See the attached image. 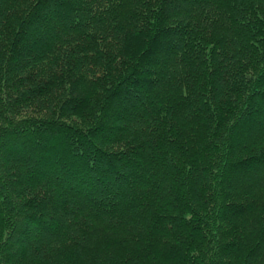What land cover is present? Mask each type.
<instances>
[{"label": "trees", "instance_id": "obj_1", "mask_svg": "<svg viewBox=\"0 0 264 264\" xmlns=\"http://www.w3.org/2000/svg\"><path fill=\"white\" fill-rule=\"evenodd\" d=\"M0 264H264V0H0Z\"/></svg>", "mask_w": 264, "mask_h": 264}]
</instances>
